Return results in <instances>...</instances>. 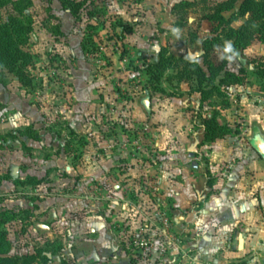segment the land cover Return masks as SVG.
Returning a JSON list of instances; mask_svg holds the SVG:
<instances>
[{
	"label": "rangeland",
	"instance_id": "1",
	"mask_svg": "<svg viewBox=\"0 0 264 264\" xmlns=\"http://www.w3.org/2000/svg\"><path fill=\"white\" fill-rule=\"evenodd\" d=\"M184 1L192 6L177 11ZM222 1L89 0L104 12L94 21L86 13L76 19L60 0H33V85L0 78L1 256H35L33 264L226 259L220 254L232 240L202 237L216 224L201 213L225 170L262 159L253 140L264 138V40L212 53L223 68L216 84L226 72L243 83L220 85L204 103L197 93L170 95L190 90L175 72L164 76L165 92L146 72L163 46L203 65L204 41L220 37L230 46L228 30L247 19L234 16L217 33L203 19ZM214 114L232 128L219 139L231 154L220 159L202 129ZM263 175L251 185L264 215ZM207 242L219 244L218 255L207 254Z\"/></svg>",
	"mask_w": 264,
	"mask_h": 264
},
{
	"label": "trees",
	"instance_id": "2",
	"mask_svg": "<svg viewBox=\"0 0 264 264\" xmlns=\"http://www.w3.org/2000/svg\"><path fill=\"white\" fill-rule=\"evenodd\" d=\"M64 11L71 13L76 19H81L84 13L89 19L99 21L104 13L95 6L89 4V0H60ZM206 2V1H204ZM33 0H0V78L5 83L6 75H13L23 86L33 85L31 68L35 64V55L30 52L29 45L35 31L36 21L29 13L33 7ZM192 6L187 2H180L175 6L179 12ZM4 11L7 17H4ZM233 13L228 19L225 13ZM234 16L246 18V22L238 29L230 28L228 39L233 43L230 46L224 44L220 37L204 41L203 59L204 65L199 58H192L189 54L182 56L174 55L168 46H163L159 52L156 62L147 66L146 72L149 75V82H157L160 92H165L161 87L163 78L167 72H175L176 78L181 83H186L190 90L186 93L172 92L171 96H192L200 94L201 102H207L214 97L215 93H222L220 85L242 84L243 81L235 73L226 72L216 84L223 68L217 67L211 60L212 53L217 49L234 54L239 49H245L257 37L264 40V0H223L216 2L204 12L203 19H207L214 26L217 33L226 24L234 21ZM92 27V26H91ZM93 44L90 38L84 40L83 46L88 50ZM225 64V62H224ZM226 103L225 107L229 104ZM204 140L206 143H214L225 138L232 132V128L219 122L217 114L212 117H205L202 120ZM1 229V222H0ZM6 235L0 231V238ZM35 256L3 257L0 255V264H33ZM47 262V257H44Z\"/></svg>",
	"mask_w": 264,
	"mask_h": 264
},
{
	"label": "crops",
	"instance_id": "3",
	"mask_svg": "<svg viewBox=\"0 0 264 264\" xmlns=\"http://www.w3.org/2000/svg\"><path fill=\"white\" fill-rule=\"evenodd\" d=\"M221 141L223 142L218 140L212 145L214 155L218 159L231 154L227 148L226 151L220 149L223 145ZM261 156L260 160L252 156L251 162L247 161L243 166L236 165L225 170L222 173L225 177L217 186L219 190L209 198L202 210L201 217L211 218L210 221L216 224L215 229L213 227L210 233L207 231L202 237L232 240L220 254L226 256V259L219 257L215 259L214 264H264V261L260 260L264 254V215L261 209L263 202L255 196V187L251 185L252 180H259L260 175L264 174V155ZM218 245L215 242H207V254L219 253ZM247 254H250L248 262L239 261L240 257Z\"/></svg>",
	"mask_w": 264,
	"mask_h": 264
},
{
	"label": "water",
	"instance_id": "4",
	"mask_svg": "<svg viewBox=\"0 0 264 264\" xmlns=\"http://www.w3.org/2000/svg\"><path fill=\"white\" fill-rule=\"evenodd\" d=\"M190 56H191L192 58H196V56H193V55H191V54H190ZM254 146H255L256 150H257L260 154L264 155V143H263L262 141L257 143V141L254 140Z\"/></svg>",
	"mask_w": 264,
	"mask_h": 264
},
{
	"label": "flooded vegetation",
	"instance_id": "5",
	"mask_svg": "<svg viewBox=\"0 0 264 264\" xmlns=\"http://www.w3.org/2000/svg\"><path fill=\"white\" fill-rule=\"evenodd\" d=\"M258 134V133H257ZM257 134L255 135V136H257ZM260 135V134H259ZM261 136V138H260V142L262 141L263 143H264V138H263V136L262 135H260ZM258 139L257 138H255V141H257Z\"/></svg>",
	"mask_w": 264,
	"mask_h": 264
}]
</instances>
